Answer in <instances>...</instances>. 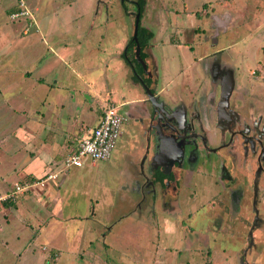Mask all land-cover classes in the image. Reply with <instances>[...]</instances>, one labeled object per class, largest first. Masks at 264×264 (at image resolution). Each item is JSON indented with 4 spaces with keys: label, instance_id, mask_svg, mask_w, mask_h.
Returning <instances> with one entry per match:
<instances>
[{
    "label": "rangeland",
    "instance_id": "1",
    "mask_svg": "<svg viewBox=\"0 0 264 264\" xmlns=\"http://www.w3.org/2000/svg\"><path fill=\"white\" fill-rule=\"evenodd\" d=\"M241 1L144 0L139 23L153 32L149 50L158 69L154 85L158 95L174 101L195 93L199 84L208 81L203 66L213 52L232 71L244 97L264 110V25L260 16L248 12L250 7L260 12L263 0ZM132 2L25 0L34 23L23 34L20 31L29 20L10 21L7 10L14 0H1L0 21L13 32L0 52V145L7 152L0 153V160L5 159L4 168L21 175V166L27 165L30 171L29 166L40 170V175L63 165L65 156L55 149L60 155L56 157L48 146L58 141L69 148L67 134L75 127L61 129L60 139L55 132L45 133L33 118L78 121L76 130L81 128V132L69 136L70 147V140L84 136L106 105L127 112L128 119L107 160L59 172L52 189L50 182L45 185L47 191L33 185L43 173L17 178L12 187L27 185L22 191L11 187L0 194L11 197L14 193L9 200L16 203V208L6 205L0 210V264H54L58 252L72 256L66 264H84L79 258L85 264L145 263L131 255L128 247L125 254L102 247L120 242L126 233L134 239L146 233L155 264H264V179L257 201L244 196L230 203L213 177L195 176L196 185L188 186L176 205L160 209L157 200L153 212L149 198L131 189L136 176L131 170L135 172L143 139L132 134L129 122L137 115L130 108L140 115L139 105L148 108L141 86L132 81L121 56L132 34ZM202 56L207 57L205 62ZM84 104L89 107L81 113L70 111ZM55 111L61 113L51 116ZM23 126L29 132L26 141L20 131ZM40 141L42 148H35L34 143L37 147ZM51 191L58 195L56 202ZM55 206L62 218L54 216ZM87 226L96 232L100 229L96 241L101 249L87 252L76 246L77 234L85 235ZM62 246L67 247L62 251Z\"/></svg>",
    "mask_w": 264,
    "mask_h": 264
},
{
    "label": "flooded vegetation",
    "instance_id": "2",
    "mask_svg": "<svg viewBox=\"0 0 264 264\" xmlns=\"http://www.w3.org/2000/svg\"><path fill=\"white\" fill-rule=\"evenodd\" d=\"M132 4L135 14V2ZM208 57V81L199 84L192 95L185 94V98L174 101L155 91L151 55L142 50L145 70L135 60L142 70L139 80L148 79V83L142 82L160 104L156 109L148 101V108L139 105L141 115L130 108V113L137 115L129 122L132 134L143 139L135 172L131 170L136 175L132 190L149 198L152 212L157 200L161 209L176 205L184 190L196 185L195 176L213 177L226 191L230 203L244 196L255 202L262 192L264 110L259 103L252 104L249 96L244 97L232 71L220 64L216 53ZM125 64L132 75V67ZM166 203L173 204L165 207Z\"/></svg>",
    "mask_w": 264,
    "mask_h": 264
},
{
    "label": "crops",
    "instance_id": "3",
    "mask_svg": "<svg viewBox=\"0 0 264 264\" xmlns=\"http://www.w3.org/2000/svg\"><path fill=\"white\" fill-rule=\"evenodd\" d=\"M242 1L240 0V3H241ZM260 3H261V5H263V7H262V10H260V12H258L257 13V11L258 10H256L255 8H249V10H248V12H249V16H260L261 18H262V24L264 25V0L263 1H260ZM0 5H1V0H0ZM246 3L244 2L243 3V8H245L246 9ZM1 9H4V7L1 5V7H0ZM15 10V6H14V4L13 5H9V9L7 10V17H8V19L10 20V21H18V20H12L11 18H10V14L13 12ZM29 10V9H28ZM30 11V10H29ZM262 12H263V14H262ZM234 15V14H233ZM227 16V15H226ZM231 17V20L233 19V17H232V15H230ZM234 17H236V19L238 18V14H236V15H234ZM5 22H1L0 21V52H3L4 51V45H2V44H4V43H6V44H8V40H9V36H8V34L9 33H13L12 32V29L8 26V25H6V24H4ZM32 23H34V19L32 20ZM141 25V24H140ZM27 26V25H26ZM26 26H24V29L22 28V30L20 31V33L22 32L23 34H25L26 32H23L24 30H25V28H26ZM33 26V24H31L29 27H28V29L27 30H29V28H31ZM142 26V25H141ZM34 27H35V30L37 29L36 28V25L34 24ZM145 27V26H144ZM147 28V27H146ZM11 38V37H10ZM126 42H127V40H126ZM125 42V43H126ZM149 42V41H148ZM125 43H124V45H125ZM149 46H150V44H149ZM8 48V46L5 48V49H7ZM147 48H145V49H143V50H145L146 51V54L147 55H151V53L149 52L148 53V51L146 50ZM122 50H124V48L122 49ZM150 51V50H149ZM151 57H152V55H151ZM152 59H153V70H155V73H154V77H156V79H157V81L155 82V83H158V72H157V65H156V63H155V61H154V58L152 57ZM202 59H203V62H205L206 61V59H207V57L206 56H202ZM206 66H207V64H204V66H203V69L205 70L206 69ZM153 72V71H152ZM131 77V76H130ZM152 81V80H151ZM135 84H137V86H138V84H139V86H141V84H140V81H139V79H138V83H135ZM153 84H154V82H153ZM133 85V84H132ZM192 85H194V84H192ZM134 86V85H133ZM141 88H142V86H141ZM196 87L194 86V89H195ZM199 88V87H198ZM193 89V90H194ZM142 90H143V88H142ZM144 92V91H143ZM158 94H160V92L158 91ZM143 101V99L142 98H140V99H138V101ZM57 101V100H56ZM53 104H56V103H54V102H52ZM126 103V102H125ZM72 104H76V103H72ZM88 107H89V105L88 106H86L85 104L83 105V106H81V107H77V106H75V107H71V109H70V111H76L77 112V109H79L78 111V113H81L82 111H83V109H88ZM69 111V112H70ZM55 113H56V115H57V113L59 114V113H61L60 111H55V112H51V116H53V115H55ZM44 114L42 113V116H43ZM45 117H47V116H44V117H41L39 120L37 119V118H33V121L36 123V125L37 126H41V124H42V130L45 132V133H48L47 131H49V133H52V132H55L57 135H59V136H57V137H59L60 139L62 138V136L60 135L61 134V129H64L65 128V126H67V125H70V126H74L75 128L72 130V132H69V134H67L68 136V143H65L67 146H69V148H67L65 145H61V143L59 144V142L57 141V142H55L54 140V143L52 144V145H49L48 146V149H49V152L53 149V150H60V154H63L62 156H65L69 151H70V149H71V147H70V145H69V136H73V135H75L76 133H80L81 132V128H78L77 130H76V128L78 127V121H77V123L76 122H73V123H68L66 120V122H62V121H59V120H57V119H53V118H51V119H48V118H45ZM99 118V117H98ZM98 118H96L95 119V123H94V125H93V127L96 125V123H97V121H98ZM37 119V120H36ZM71 120V119H70ZM25 122L26 121H29V120H24ZM127 122V121H126ZM125 122V123H126ZM92 127V128H93ZM26 127H21V129H20V131H21V134H22V137H23V139H25V141H26V132H28V130H26L25 129ZM92 128H89L87 131H86V133H88ZM29 133V132H28ZM56 136V135H55ZM56 137V138H57ZM75 137V136H74ZM73 137V138H74ZM72 138V139H73ZM32 139H33V137H32ZM33 140H35V139H33ZM71 141L72 140H70V143H71ZM23 144H22V146L24 147L25 146V142L23 141L22 142ZM37 144H38V146L36 147L35 145H36V143H34V147L35 148H38V149H41L42 148V146L43 145H41V141L40 142H37ZM55 150V151H56ZM7 153L5 150H4V147L2 146V145H0V153ZM40 152V151H39ZM56 157H59L60 155L57 153V151H56V155H55ZM61 156V157H62ZM5 164H6V162H5V159H2V160H0V194H2V193H4V192H6L7 190H8V188H11L12 187V184L15 182V181H17L16 179L17 178H20L19 180H21V179H23L24 177L25 178H27V176L26 175H29V177H38V176H41L43 173H46L47 171H52V170H54V167L52 166L51 168H48L46 171H44V172H42V173H40V175H38L39 173H37V171L38 172H40V170H32V166H29L30 167V169H31V171L30 170H28V166L27 165H22L21 166V169H22V174L21 175H18L17 174V172H16V170L15 169H13V171L14 172H11L10 170H7L6 168H4V166H5ZM38 166V168L39 169H41V167H40V165H37ZM74 168H79V167H74ZM13 174V175H12ZM58 177V176H57ZM132 181V180H131ZM52 185H51V189L55 186V181L54 182H50ZM131 184H132V182H131ZM133 185V184H132ZM132 187L133 186H131V189H132ZM45 190L47 191V189H46V187H45ZM51 194H52V197H55V200L53 199V201L54 202H56L57 200H58V198H57V193L56 192H52L51 191ZM12 207L14 208H16V203L14 204V205H12ZM56 208H58L57 209V212L56 213H54V216H56L57 218H62V215H61V213H60V211H59V207H53V211H54V209H56ZM17 209H18V207H17ZM161 209V208H160ZM0 210L1 211H3V208H2V206L0 205ZM165 210V209H164ZM83 218H87L86 216H84ZM15 219V218H14ZM5 222H9V220H6ZM1 226V225H0ZM96 226V225H95ZM92 227V226H91ZM91 227L90 226H87L86 227V234L84 235V233L82 232V233H80V234H77V236L79 235V243H76V246L78 247V245H81L80 246V251H90V249L92 250V248L94 249V248H98V249H101V246L100 245H98V241H96V238H97V235H98V233H99V231H100V229H98L97 230V232H96V230L93 228V229H91ZM90 229L92 230V231H94V232H96V235L94 236V235H92V233H90ZM143 230H144V228H143ZM142 230V231H143ZM124 235V236H123ZM122 236L124 237V238H122L121 236H119V237H121V240H120V242H116V241H114V243H103V248H106V249H108V248H110V249H113V250H117V252H122V253H124V250L126 249V247H128L130 250H131V255H136V258L137 257H140V259L141 260H145L146 262V264H155L153 261V257L152 256H154V254L152 253V251L150 250V248L148 247V246H146V244H147V239H146V233H143L142 235H139L136 239H134L133 237H129V235H128V233H126V234H123ZM100 236V238H101V234L99 235ZM106 237V235H103L102 236V238H105ZM123 240H124V242H126V243H123ZM95 241V242H94ZM118 241V240H117ZM122 244H124V245H122ZM148 245V244H147ZM123 246V247H122ZM67 246H65V247H63L62 246V248H59V249H61L62 251L63 250H65V248H66ZM122 247V248H121ZM76 249V247H73V249ZM53 249H57V248H53ZM154 249H155V247H154ZM58 250V249H57ZM80 251H77V252H80ZM137 253H140V256L137 254ZM125 254V253H124ZM92 257H93V255H91ZM91 256L89 257V258H91ZM72 256H69L68 254H63V252H62V256L60 255V253L58 252V254H57V259H56V261H55V263L54 264H66V262H69L70 261V258H71ZM61 258V259H60ZM60 259V260H59ZM80 260H82L83 262H84V264H85V261L82 259V258H79ZM62 260H65V261H62ZM134 260V259H133ZM135 261V260H134ZM137 261H138V263H141V261L139 260V259H137ZM63 262V263H62ZM144 262L143 263H141V264H145ZM76 264H81V263H76ZM105 264V263H104ZM129 264H135L134 262H132V263H129Z\"/></svg>",
    "mask_w": 264,
    "mask_h": 264
},
{
    "label": "built area",
    "instance_id": "4",
    "mask_svg": "<svg viewBox=\"0 0 264 264\" xmlns=\"http://www.w3.org/2000/svg\"><path fill=\"white\" fill-rule=\"evenodd\" d=\"M15 10L10 14L12 20L25 17L29 22L23 32H26L32 24L33 17L25 5V0H15ZM126 115L116 111L113 104L106 105L101 111L96 125L84 136L74 137L71 141V149L65 155L63 165L57 171L46 172L43 176L34 181L33 185L39 189L45 187L48 182H54L60 171L68 167H81L85 162H96L107 160L118 139L122 125L126 122ZM20 184V183H19ZM27 185H15L12 191H22ZM29 189V188H28ZM14 194V193H13ZM12 194V196H13ZM10 194L0 196V199H8Z\"/></svg>",
    "mask_w": 264,
    "mask_h": 264
},
{
    "label": "trees",
    "instance_id": "5",
    "mask_svg": "<svg viewBox=\"0 0 264 264\" xmlns=\"http://www.w3.org/2000/svg\"><path fill=\"white\" fill-rule=\"evenodd\" d=\"M123 1H126V0H123ZM123 1L121 2L122 5H123ZM144 3H145L144 0H135L136 12L138 11L139 20L141 17V12H142V8L144 6ZM14 4H15V0H14ZM152 36H153V32L151 30H149L148 28H146L144 26H141L140 23H138L136 38H137L138 45H139V56L141 58H142V50L149 46L148 41L152 38ZM121 56L123 57L125 63L130 65L133 69V73L131 75L132 81L134 83H138L139 77L142 76V70L140 68V65L138 63H136V61L134 59V42L131 40V38H129L127 40L126 48L123 50ZM142 81L145 83L146 82L148 83V79L145 80L143 77H142ZM69 168H71V167H68V168L64 169L63 171L66 172ZM63 171H60V172H63ZM44 188H42V189H44ZM10 201L11 200H9V198L4 199V200L0 201V204H1V206L14 205L13 204L14 201H11L12 204H8V202H10Z\"/></svg>",
    "mask_w": 264,
    "mask_h": 264
},
{
    "label": "water",
    "instance_id": "6",
    "mask_svg": "<svg viewBox=\"0 0 264 264\" xmlns=\"http://www.w3.org/2000/svg\"><path fill=\"white\" fill-rule=\"evenodd\" d=\"M121 1H123V0H121ZM138 23H139V16H138V11H137L134 14L131 40L134 42L135 60L141 65L142 69L145 70L146 66H145L144 60L139 56V45H138V41L136 38ZM147 73L149 75V72H147ZM139 81H140V84H141L143 91H144V94H145L144 100L148 101L153 109H156L157 105L160 106V104L156 100V96L152 94V92L150 91L148 86H146L141 80H139Z\"/></svg>",
    "mask_w": 264,
    "mask_h": 264
}]
</instances>
